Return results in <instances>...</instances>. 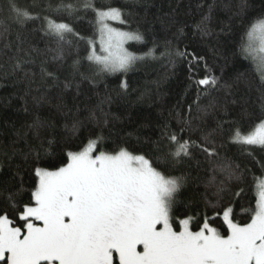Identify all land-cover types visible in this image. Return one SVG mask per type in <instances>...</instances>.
I'll return each mask as SVG.
<instances>
[{"label":"trees","instance_id":"1","mask_svg":"<svg viewBox=\"0 0 264 264\" xmlns=\"http://www.w3.org/2000/svg\"><path fill=\"white\" fill-rule=\"evenodd\" d=\"M83 3L84 0H16L22 10H31L38 17L21 25L9 18L7 4L0 0V8L4 9L0 11V33H4L0 36V181L22 186L17 204L29 201L36 183V166L66 162L67 151L79 150L90 136L102 132L103 147L109 151L121 145L155 157L159 155L154 150L155 142L160 140L165 123L178 130V113L187 115L188 106L192 105L194 118L203 115L198 106L215 98L217 108L203 115V122H198L202 131L193 133L192 139L223 125L217 134V142L224 144L221 155L249 169L243 182L231 185L232 193L243 188L241 195L229 193L223 203L233 206L237 221L247 222L249 209L255 205L257 182L264 178V148L232 143L229 137L237 127L247 134L264 119V80L252 59L240 52L246 28L264 17V0H95L97 8L112 6L124 10L130 27L116 22L117 28L138 29L143 35L142 41L126 44L129 51L144 55L154 48V42L156 45L157 58L148 56L138 60L127 73L115 74H97L96 66L86 59L88 40L95 38L97 24L94 12L86 10ZM61 4H72L74 10L69 13L59 7ZM205 15L209 16L211 37H202L196 28ZM46 18L69 23L79 35L69 34L59 41L45 31ZM182 26L184 31L180 34L178 29ZM166 40L190 55L161 57ZM58 44L64 49L63 60L54 59L56 53L51 51ZM18 49L30 55L20 52L17 57ZM191 54L203 60L197 63ZM78 58L79 72L73 74L71 65ZM16 59L21 60L20 68L14 67ZM42 69L54 73L56 78L44 75ZM208 69L220 78L219 85L197 101L198 86L193 81L206 75ZM190 72L194 73L191 79ZM67 81L72 82V87L66 89ZM122 81L128 84L126 90L120 87ZM225 84L231 87L225 88ZM199 90L203 92L204 86H199ZM93 113L95 119L91 118ZM74 120L82 122L76 132L72 131ZM36 121L42 126V138L54 141L50 154L38 148L39 141L28 130L27 126ZM194 154L203 162L200 152ZM184 172L199 179L190 180L181 190L174 215L191 216V226L196 230L206 212L203 194L209 178L208 165L202 163L197 169L195 161H189L170 174ZM212 191L208 190V199L215 202ZM0 209L8 211L19 225L18 215H12L14 208L0 203ZM207 215L211 218L213 210L208 209ZM214 226L223 231L222 211Z\"/></svg>","mask_w":264,"mask_h":264},{"label":"snow or ice","instance_id":"2","mask_svg":"<svg viewBox=\"0 0 264 264\" xmlns=\"http://www.w3.org/2000/svg\"><path fill=\"white\" fill-rule=\"evenodd\" d=\"M4 2L9 18L18 24L23 25L28 20L38 18L32 15L31 10H22L16 0ZM59 7L69 13L74 10L72 4H61ZM83 7L92 10L96 17L100 51L97 53L95 41L89 38L90 50L86 59L96 66L97 74L127 73L138 60L148 56L157 58L155 42L154 48L144 55H137L126 47L130 41L143 40L138 29L125 31L111 26L110 22H119L130 27L122 8H97L95 0H84ZM3 10L0 8V11ZM208 20L209 16L205 15L196 24L202 37L213 35ZM46 22L45 31L59 41H64L69 34L79 35L69 23L48 18ZM183 31V26L178 29L180 34ZM3 35L0 33V36ZM245 37H242L240 52L252 59L264 80V17L250 23ZM163 45L161 57L186 58L190 55L186 49L173 48L171 41L166 40ZM51 51L56 53L54 59H64V49L59 44ZM20 52L30 55L18 49L17 57ZM191 55L197 63L203 60V57ZM79 65V58L73 61V74L79 72ZM14 67H21L20 59H16ZM42 72L56 78L46 69H42ZM80 75L83 76V73ZM193 76L194 73L190 72V79ZM193 82L198 86L196 99L199 101L202 95L211 94L210 89L219 85L220 78L208 69L206 75ZM199 86H204L205 90L201 92ZM64 87H72V82L67 81ZM76 87L78 89L79 85ZM120 87L126 90L127 82L122 81ZM224 87L231 86L225 84ZM217 106L213 98L206 105L198 106V109L201 114L207 115ZM191 113L192 105H189L187 115L177 114L178 130L172 129L168 123L164 124L161 138L155 142L154 150L159 153L155 157L121 145L109 151L103 147L105 137L102 132L90 136L79 150L67 151L66 162L55 161L50 167L34 168L36 183L29 201L22 205L17 204L22 186L15 187L8 181H0V203L14 208L12 215H18L19 220L17 226L9 212L0 209V262L264 264V182L257 183L255 205L249 209L247 222L237 221L233 206H225L223 199L232 193L231 185L243 182L249 169L221 155L224 144L217 142V134L222 131V124L192 139L193 133L202 131L198 122H203V115L194 118ZM104 115L107 116L106 113ZM91 118H96L95 113ZM81 123L74 120L72 131L76 132ZM107 123L105 119L104 124ZM27 127L39 141L38 148L50 154L54 141L42 138L39 121ZM229 139L242 146L258 145L264 148V119L247 134H242L237 127ZM197 151L203 155V162L196 158L194 153ZM189 161H195L197 169H201L202 163L207 164L209 172L203 194L206 212L196 230L191 226V216L178 218L174 215L181 190L199 176L192 177L187 172L180 175L170 173ZM261 167H264V163ZM210 189L213 190L211 194L215 202L208 199ZM243 191L240 188L232 194L239 197ZM208 209L214 212L211 218L207 215ZM221 211L223 231L214 226L215 220L221 217Z\"/></svg>","mask_w":264,"mask_h":264},{"label":"rangeland","instance_id":"3","mask_svg":"<svg viewBox=\"0 0 264 264\" xmlns=\"http://www.w3.org/2000/svg\"><path fill=\"white\" fill-rule=\"evenodd\" d=\"M111 23V26L112 27H116L115 26V23L116 22H110ZM117 28V27H116ZM92 40H94L95 41V43H96V51H97V53H99V51H100V43H99V33H98V31H97V33H96V36H95V38H93ZM258 182H264V178H260L259 180H258ZM257 182V183H258Z\"/></svg>","mask_w":264,"mask_h":264}]
</instances>
